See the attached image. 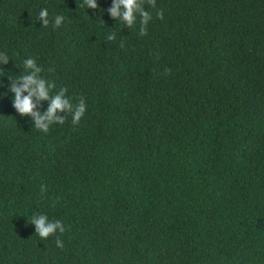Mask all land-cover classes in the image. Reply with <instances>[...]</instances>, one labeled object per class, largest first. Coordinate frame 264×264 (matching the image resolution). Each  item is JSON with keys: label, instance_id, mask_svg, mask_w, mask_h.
Listing matches in <instances>:
<instances>
[{"label": "trees", "instance_id": "obj_1", "mask_svg": "<svg viewBox=\"0 0 264 264\" xmlns=\"http://www.w3.org/2000/svg\"><path fill=\"white\" fill-rule=\"evenodd\" d=\"M112 3L0 0V264H264V0L145 3V36ZM28 58L84 98L78 124L15 111Z\"/></svg>", "mask_w": 264, "mask_h": 264}, {"label": "clouds", "instance_id": "obj_2", "mask_svg": "<svg viewBox=\"0 0 264 264\" xmlns=\"http://www.w3.org/2000/svg\"><path fill=\"white\" fill-rule=\"evenodd\" d=\"M145 3L153 9L156 7V0H113L108 13L113 20L120 21L127 28H132L139 18V35L145 36L147 35V26L152 20V14L145 10ZM84 6L92 10L98 9L97 0H83L81 7ZM100 11L103 12L102 9ZM163 15L162 9L156 12L158 19L162 20ZM38 19L43 22V28L49 26V13L46 8L40 10ZM65 19L63 15L54 16L53 27H61ZM107 40H115V33L108 35ZM123 46V43H121V47ZM9 60L6 53H0V65L8 64ZM23 66L24 74L11 77L8 89L14 93L13 107L15 111L21 117H31L34 121L35 129L45 134L49 132L51 125H63L69 114L72 116L73 124H78L87 109L84 98L81 97L78 103L74 105L71 99L66 96L68 91L66 87H61L58 92L53 94V89H55L56 85L41 76L43 70L37 65L35 59L28 58L24 60ZM0 87H3V84H0ZM45 101L48 103V107L42 113L37 109ZM44 190L42 187L41 191L43 192ZM30 224L35 225V234L41 240H47L49 237L55 236L57 232L62 235L66 230L62 221H50L48 216L43 214L33 215ZM55 243L58 248H64V243L59 236H57Z\"/></svg>", "mask_w": 264, "mask_h": 264}]
</instances>
